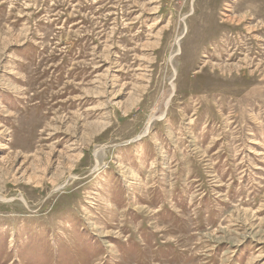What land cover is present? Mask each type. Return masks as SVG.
Instances as JSON below:
<instances>
[{"label": "rangeland", "instance_id": "1", "mask_svg": "<svg viewBox=\"0 0 264 264\" xmlns=\"http://www.w3.org/2000/svg\"><path fill=\"white\" fill-rule=\"evenodd\" d=\"M0 264H264V0H0Z\"/></svg>", "mask_w": 264, "mask_h": 264}]
</instances>
